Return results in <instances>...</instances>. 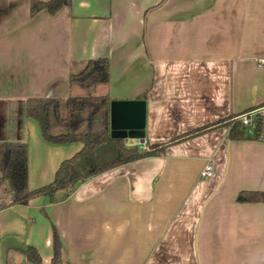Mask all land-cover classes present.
Here are the masks:
<instances>
[{"label":"crops","instance_id":"1","mask_svg":"<svg viewBox=\"0 0 264 264\" xmlns=\"http://www.w3.org/2000/svg\"><path fill=\"white\" fill-rule=\"evenodd\" d=\"M61 1L32 15L30 0H0V143L27 144L30 188L83 142L46 140L28 97L143 99L147 146L223 123L26 204H8L0 179V264H33L29 245L54 264V229L57 264H264V200H237L264 190V142L229 136L230 118L264 101V0ZM97 57L109 58V82L71 84ZM118 151L103 142L71 172Z\"/></svg>","mask_w":264,"mask_h":264},{"label":"trees","instance_id":"2","mask_svg":"<svg viewBox=\"0 0 264 264\" xmlns=\"http://www.w3.org/2000/svg\"><path fill=\"white\" fill-rule=\"evenodd\" d=\"M61 5V0H30V11L33 15L46 8L54 14ZM69 80L71 84L78 83L90 87L98 83L109 82V58L89 59L81 70L70 73ZM139 97L145 98L146 91ZM111 101L112 97L109 94L69 96L67 98L28 97L26 99V114L37 120L41 133L46 140L53 143L81 141L83 147L61 162L52 181L30 188L28 184L27 144L13 141L0 143V179L7 180L9 192L12 194L8 204H26L30 199L39 195L53 197L58 189L73 188L78 182L114 166L148 155L159 154L168 143L197 135L223 123V120H219L178 135L168 143L151 144L148 149L141 150L137 146L126 145L123 138L111 136ZM229 136L231 138H243L245 136L243 127L239 123L232 124ZM110 140L117 141L119 151L116 157L91 166H85L77 172H71V164L75 160L95 149L99 144ZM237 200H264V190H242L238 193ZM5 205L7 203H0V208ZM53 246V263L57 264L61 240L56 229L53 231ZM24 252L33 264H41V256L34 246H27Z\"/></svg>","mask_w":264,"mask_h":264},{"label":"water","instance_id":"3","mask_svg":"<svg viewBox=\"0 0 264 264\" xmlns=\"http://www.w3.org/2000/svg\"><path fill=\"white\" fill-rule=\"evenodd\" d=\"M144 125L145 101L143 99H112L110 105L112 137L143 138Z\"/></svg>","mask_w":264,"mask_h":264},{"label":"built area","instance_id":"4","mask_svg":"<svg viewBox=\"0 0 264 264\" xmlns=\"http://www.w3.org/2000/svg\"><path fill=\"white\" fill-rule=\"evenodd\" d=\"M257 64L264 67V57L259 58ZM235 123H239L243 127L247 138L264 142V101L251 105L233 115L230 118V124L232 126ZM129 145L137 146L142 150H146L149 147L143 138H131ZM213 174L214 166L209 160L203 165L200 175L203 178H208L213 176Z\"/></svg>","mask_w":264,"mask_h":264},{"label":"rangeland","instance_id":"5","mask_svg":"<svg viewBox=\"0 0 264 264\" xmlns=\"http://www.w3.org/2000/svg\"><path fill=\"white\" fill-rule=\"evenodd\" d=\"M106 154H107V155H103V156H107V158H108V156H110L111 153H110V152H107ZM104 158H105V157H104ZM7 197H8V195H6L5 197H1L0 200H1V201H6ZM1 201H0V203H1Z\"/></svg>","mask_w":264,"mask_h":264}]
</instances>
